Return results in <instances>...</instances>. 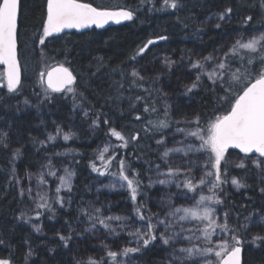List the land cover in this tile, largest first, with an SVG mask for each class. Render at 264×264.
Here are the masks:
<instances>
[{
  "label": "trees",
  "instance_id": "16d2710c",
  "mask_svg": "<svg viewBox=\"0 0 264 264\" xmlns=\"http://www.w3.org/2000/svg\"><path fill=\"white\" fill-rule=\"evenodd\" d=\"M95 6L115 9L120 7H142L140 0H84ZM185 7L173 11H145L138 12V19L126 21L122 24L109 26L103 29L93 28L87 31L62 32L56 38H49L44 62L38 54L40 48L32 51L31 37L42 22L46 14V0H21V12L19 15L20 42L19 59L22 68L23 88L18 95H6V89H0V132H7L8 147H0V239L4 244L0 245V258L12 259L13 264H76V261L87 258L99 260L106 257L101 250V242L110 245L111 250L119 251L122 246H128V236L113 237L103 235L101 231L87 232L81 223L84 216L79 210V205L86 201L97 200L102 202L103 207L117 216L131 214L133 202L129 198V192L116 191L105 188L104 181L115 177L103 176L93 172L90 164L97 155L100 143L110 141L115 148L121 142L107 135L108 126L101 124L99 128L91 126L94 115L85 117L81 114L89 106L95 104V111L107 113L112 126L122 131L126 136L135 131H140L143 139L139 143L130 142L128 148L118 149L119 156L126 157L131 161L132 167L136 168L144 180L141 196L138 200L151 209L153 213L161 211L162 207L156 206L150 200L151 189L148 185V164L146 161L159 163L155 151V139L151 133L143 132V121H136L134 116L141 114L151 119H156L157 114L143 112V102L137 104L138 113L129 115V98L136 95L145 97L146 100L155 101L159 109V119H164L163 110L166 104H170V119L172 127L166 129L165 134L169 140L183 139V135L176 133V120L185 117L191 119L194 113H200L202 118L211 116L215 99L206 90L198 89L188 95H182L183 85L190 83L194 73L187 69L188 57L193 59L200 55H208L214 47H225L239 34L247 35L248 31L256 28L263 29L260 24L259 7L261 0H183ZM160 4L157 3V7ZM233 8L231 22L218 21L215 16L225 8ZM253 15L256 23L247 31H242V17ZM211 17V19H209ZM221 23V28H216V23ZM187 23L188 27H184ZM201 29V31H197ZM166 30V31H165ZM159 35H167L168 40H157ZM155 43L148 45L144 53L136 56V60L130 57L136 54L138 49L148 40ZM264 53H251L248 50L238 49L237 56L258 57ZM168 57L176 61V65L169 72L163 64L164 58ZM183 57V61H181ZM102 58L103 67L96 71L98 62ZM46 65L51 68L63 63L68 66L77 76L78 93L87 97V102L82 107H74L72 93H51L50 101L41 102L44 89L40 85L37 72ZM241 66L239 59L237 65ZM133 67H137L141 76L145 77L142 86H130L129 81ZM4 69L0 66V72ZM115 70V71H114ZM121 70L126 74L121 75ZM96 75H92V73ZM158 77V79H157ZM124 84L122 101L113 102L105 99L116 96V82ZM206 83H210L207 82ZM37 93L40 95L37 96ZM151 94V95H149ZM166 94V95H164ZM28 99L33 108L30 110L18 106V101ZM79 103V101L77 102ZM101 105H104L101 109ZM227 107V105H225ZM124 115H120V111ZM222 113H217V115ZM11 120V122H10ZM57 126L68 130L75 135L68 141L61 136L51 145L42 147L38 141H42L49 129ZM159 135L156 136V139ZM34 140L36 142H34ZM147 145H151L148 148ZM18 146V147H17ZM172 146L171 143L168 145ZM21 149V155L13 156V148ZM230 153H240L229 150ZM55 153L62 155L56 156ZM243 155L242 153H240ZM141 157L136 160V156ZM51 157L53 165L58 167L60 161L69 158L75 162V178L72 182V192L65 193L71 196V205L60 208L56 206L55 215L40 209L43 213L39 219H35V213L30 198L21 199L20 188L16 177L38 170L46 164L45 157ZM180 156V154H176ZM195 159V157H193ZM97 166H102L100 160H95ZM247 163V162H246ZM231 163L229 177H235L239 182L248 185L246 188L236 190L229 183L224 185L226 191L225 204L219 206V210L230 214L232 224L245 223V217L252 211L264 209V193L260 192L261 184L259 170L248 165L246 169L237 168ZM59 168V167H58ZM57 169V168H56ZM116 162L110 168L111 172H117ZM99 178V180H98ZM58 181L51 183L49 196L55 195V187ZM108 184V183H107ZM160 188L153 192H159ZM21 212L32 216L31 222L17 219ZM38 224L40 232L33 230L32 224ZM255 232V231H254ZM71 235L72 239L68 247H64L59 235ZM80 233L82 237H78ZM127 236V237H126ZM130 240V239H129ZM29 250L31 255L29 256ZM170 250L161 244L150 245L140 253L130 254L129 257H120L125 261H136L137 264H168ZM244 264H264V247L257 248L252 244H245L243 249Z\"/></svg>",
  "mask_w": 264,
  "mask_h": 264
},
{
  "label": "snow or ice",
  "instance_id": "6c2138e0",
  "mask_svg": "<svg viewBox=\"0 0 264 264\" xmlns=\"http://www.w3.org/2000/svg\"><path fill=\"white\" fill-rule=\"evenodd\" d=\"M157 3L160 4L157 7ZM142 7H120L115 9L102 6H94L91 2L84 0H46V14L35 33L30 38L32 41V51L40 48L39 55L44 62V57L49 38H56L65 29H87L95 26L103 28L109 22L120 24L123 21H134L138 19V12L145 11H167L179 10L185 7L183 0H140ZM259 7V23L264 25V0H261ZM21 12V0H0V65L4 70L0 72V89H6V95H18L21 93L23 83L21 79V63L19 53L20 25L19 15ZM233 8L227 7L220 12L216 19L220 22H231ZM211 19V17L209 18ZM242 31L247 32L254 23L253 15L242 17ZM184 27H188L187 23ZM216 28H221V23L215 24ZM166 31V30H165ZM198 32L201 29L197 30ZM167 35H159L157 40L166 41ZM154 40H148L147 44L140 47L135 55L130 57L136 60V56L144 53L148 45L154 44ZM244 49L251 53H264V31L259 35H253L246 40L237 39L229 47H214L208 55H200L193 59L188 57L186 66L190 73H194L191 82L184 84L182 95L193 93L194 90L203 89L212 94L215 104L211 116L202 118L200 113H194L191 119L185 117L182 121L176 120L177 125L183 123L186 127H177L176 132L183 134V139L176 140L175 137L169 140L165 134L166 129L172 127L170 119L171 105L166 104L163 110L164 119H159V109L155 101L146 100L145 97L136 95L129 98V115L138 113L137 104L143 102V112L157 114L156 119L136 114V121H143L144 133H151L155 139L156 153L159 163L146 161L148 168L147 187L156 184L171 186L177 189H186L177 193L183 196L185 201H192V206L177 204L171 195L167 200H161V211L153 213L142 200L141 189L144 180L141 173L132 167L131 161L126 157L119 156L118 149L128 148L130 142L139 143L143 137L140 131H135L126 136L122 131L112 126L107 113L93 111L95 104L89 103L84 110L86 117L94 115L91 126L99 128L101 124L108 126L107 135L120 141L119 145L112 148L105 144L98 149L96 157L90 164L93 172L103 176L106 173L116 178L121 188H126L129 198L133 202L132 212L126 216L104 215L100 208L91 211L81 209L82 215L87 217L89 226L84 230L87 232H97L100 228L105 230L106 237H119L121 233H126L131 239L129 243L135 246H125L119 251L111 250L109 245L102 244V251L111 260V264H131V260H120V257H129L130 254L140 253L150 245L161 244L170 251L168 264H242V251L245 244H252L257 248L264 247V209L259 213V223L255 225L256 232H251L252 216L245 218V223L232 224L230 214L219 211V206L225 204L226 191L224 185L230 182L237 190L246 188L248 185L239 182L235 177H229L231 168L230 149H238L243 154L239 157L240 162L235 166L246 169L248 165L259 170L261 184H264V55L258 57L237 56V50ZM181 57V61H183ZM239 59L241 66L237 65ZM176 61L165 57L164 67L170 72L176 65ZM102 58L98 62L96 71L103 67ZM115 71V70H114ZM96 75V73H92ZM121 75L126 74L121 70ZM130 86H142L145 77L141 76L136 68H132ZM37 77L44 89L41 102L50 101L51 93H72L74 107H82L87 102L84 94L78 93L76 89L77 76L69 67L63 63L49 68L46 63L42 70L37 72ZM158 79V77H157ZM210 82V83H206ZM124 84L116 82V96H109L105 99L113 102L122 101V91ZM40 94L37 93V96ZM151 95V94H149ZM166 95V94H164ZM79 101V103H77ZM25 104L28 100L25 99ZM227 105V107H225ZM103 109L104 105L100 106ZM217 113H222L217 115ZM124 115V111H120ZM64 141L70 140L75 134L64 132L57 126L56 134H49L46 141H38L44 147L47 143L54 142L58 136ZM159 138L156 139V136ZM8 133L0 132V147L7 148ZM198 141V143H197ZM34 142H36L34 140ZM169 143L172 144L169 147ZM151 148V145H147ZM112 148V150H110ZM20 150L13 153L18 156ZM175 154H182L176 156ZM54 155L60 156L61 153ZM195 157V159H193ZM136 160L141 157L137 155ZM46 164L41 165L38 173H28L29 181L36 178L35 190L29 185L28 188L20 189L21 199L30 198L35 208L31 209L35 213V219L43 214L40 209L55 215L56 206L65 207L71 203V196L67 198L60 195L64 190L72 192V177L75 173L64 167L63 175L58 173L61 169H56L51 157H45ZM100 160L102 166H97L95 160ZM116 162L117 172H111L113 162ZM247 162V163H246ZM199 172V175L195 173ZM154 177L153 178V175ZM54 177L58 181L55 187V195L49 196L45 186L49 181L46 177ZM19 181H17L18 183ZM113 187L115 185H112ZM205 191L207 194H204ZM264 193V187L260 188ZM189 193L193 195L189 196ZM17 219L31 222L32 216L21 212ZM33 230L40 232L38 224H32ZM59 235L64 247L69 246L71 235ZM215 237V239H214ZM195 241V242H194ZM4 240L0 239V245ZM31 250L28 255L30 256ZM0 264H13L11 257L0 258ZM76 264H109V260L101 257L99 260L89 258L87 262L76 261Z\"/></svg>",
  "mask_w": 264,
  "mask_h": 264
},
{
  "label": "rangeland",
  "instance_id": "374dc122",
  "mask_svg": "<svg viewBox=\"0 0 264 264\" xmlns=\"http://www.w3.org/2000/svg\"><path fill=\"white\" fill-rule=\"evenodd\" d=\"M217 16H215V18H216ZM263 31V29H256V28H253V29H251V30H249L248 31V33H247V35L246 36H244L245 34H239V37H237V38H235L230 44H229V46L232 44V43H234L237 39H243L245 42H246V40L248 39V38H250L251 36H253V35H259V33L260 32H262ZM228 46V47H229ZM134 68H136L137 70H138V68L137 67H134ZM139 71V70H138ZM28 100V99H27ZM24 101H25V99L24 98H22V100L20 99V101H18V106L19 105H21L22 107H23V109L25 108V109H27V110H30V109H32L33 108V106H32V104L30 103V101L28 100V104H25L24 103ZM81 114L83 115V116H85L84 115V112H81ZM86 117V116H85ZM10 122H11V120H10ZM184 127H186V126H184ZM64 132H69L68 130H63ZM177 133V132H176ZM49 134H52V135H55L56 134V129L54 128V130L53 129H49L47 132H46V135H45V137H44V139H43V141H46V139H47V136L49 135ZM179 134H181V133H179ZM181 135H183V134H181ZM53 142H50V143H47L46 145H51ZM109 144V145H111L112 146V148H113V145H112V143L110 142V141H104V142H102V143H100L99 144V146H98V148H97V151H98V149H100V148H102L105 144ZM197 143H198V141H197ZM18 147V146H17ZM13 148L12 150V153H14L15 152V150L16 149H18V148ZM112 148H110V150H112ZM20 150V154L19 155H21V149H19ZM176 155V154H175ZM180 155H182V154H180ZM14 156V155H13ZM243 155H241L240 153H231V157H230V160H231V163H233V164H238L239 162H240V160H239V157H242ZM15 158H17L18 156H14ZM74 165H75V162L74 161H71L69 158H65V159H63V160H61L60 161V164L58 165V167H56L57 169H61V171L58 173L59 175H63V171H62V169L64 168V167H67V168H69V169H71L74 173H75V167H74ZM41 171V168H39L38 170L36 169V170H34V171H32V172H29V173H38V172H40ZM27 174L28 173H26L24 176H17L16 177V181H19L18 183H17V185L19 186V188L21 189V188H28L29 187V185L31 184V186L33 187V189L35 190V186H36V178L35 177H33L32 178V180L31 181H29L28 180V178H27ZM150 174V173H149ZM148 174V175H149ZM196 175H199L200 173L199 172H196L195 173ZM153 175V178H155L154 177V174H152ZM74 178H75V175L72 177V182H73V180H74ZM46 179L49 181V183H48V185L47 186H45L47 189H51V183H53V181L55 180V178L54 177H46ZM98 180H99V178H98ZM112 179H110V180H108L107 179V181H104L103 182V184H105V188L106 189H109V188H112V189H115L116 191H124V192H127V189L126 188H121L120 186H119V183H117V181H116V179H114L115 181H111ZM108 183V184H107ZM112 185H115L114 187L112 186ZM160 188V191L159 192H153L154 190H157V188ZM235 187V186H234ZM150 189H151V196H150V200H151V202L152 203H154L156 206H159V207H162V205L160 204V201L161 200H167L168 199V197H169V195H171L172 197H173V200L177 203V204H182V205H184V206H192V201L191 200H189V201H185L184 200V197L183 196H177V193H180V192H182V191H187L186 189H177L176 187H175V185H171V186H165V185H159V184H156L155 186H153V187H150ZM236 189V188H235ZM242 189V188H241ZM237 190V189H236ZM240 190V189H239ZM49 193H50V191L48 192V195H49ZM65 193H67L66 191H64V190H62L61 191V193H60V195H63V196H65L66 198H67V195L65 194ZM204 194H207V192L205 191V193ZM191 195H193L192 193H189V196H191ZM32 202V201H31ZM34 206L33 207H35V204H33ZM71 205V203L70 204H66V206H70ZM94 208H100L101 210H102V212H103V214L104 215H114V214H112V213H110V210L109 209H107V208H105V207H103V205H102V202H98L97 200H91V201H86L85 203H81L80 205H79V210L81 211V209H88L89 211H91L92 209H94ZM220 211V210H219ZM221 212V214L223 213L222 211H220ZM261 212V210H257V211H252V212H250V213H248L247 215H246V217H248V216H252V225H251V232L254 234L255 232H256V227H255V225L256 224H258L259 223V213ZM84 216V215H83ZM245 217V218H246ZM84 220H82L83 222L81 223V225H82V227L83 228H85V227H88L89 226V222H88V220H87V217L86 216H84V218H83ZM99 231H101L102 233H103V235H106L105 234V230L103 229V228H100L99 229ZM255 231V232H254ZM77 236L78 237H82L81 236V234L80 233H77ZM120 236H121V234H120ZM108 237V236H107ZM127 237V236H126ZM128 238V247H132V246H135V244L134 243H129V239H131L130 237H127ZM214 239H215V237H214ZM195 242V241H194ZM102 244H107V243H103V242H101V244H100V246H101V250H102ZM107 245H109V244H107ZM109 247H110V245H109ZM122 247H125V246H122ZM111 248V247H110ZM168 250H170V249H168ZM91 258V257H90ZM87 259H89V258H87ZM92 259H94V258H92ZM121 260H123V259H121ZM125 261V260H124ZM132 264H137V262L136 261H133V263Z\"/></svg>",
  "mask_w": 264,
  "mask_h": 264
},
{
  "label": "water",
  "instance_id": "95a60500",
  "mask_svg": "<svg viewBox=\"0 0 264 264\" xmlns=\"http://www.w3.org/2000/svg\"><path fill=\"white\" fill-rule=\"evenodd\" d=\"M94 5V4H93ZM95 6V5H94ZM124 22H126V21H123V22H121L120 24H122V23H124ZM115 25H119V24H116V23H114V22H109L108 24H106L103 28H106V27H109V26H115ZM93 28H96L95 26H92L91 28H87V29H80V30H77V29H65L64 30V32H72V31H78V32H80V31H87V30H91V29H93ZM103 28H99V29H103ZM63 32V33H64ZM0 66H2L3 67V69H4V66L3 65H0ZM55 66H57V65H55ZM55 66H53V67H55ZM65 67H68V66H66V65H64ZM71 70V69H70ZM74 73V72H73ZM75 75V74H74ZM21 79H22V68H21ZM230 150H236V151H239L238 149H230ZM242 264H244V262H243V251H242Z\"/></svg>",
  "mask_w": 264,
  "mask_h": 264
}]
</instances>
